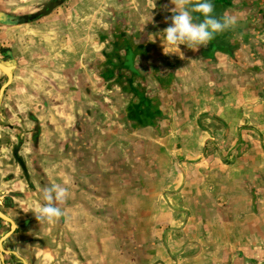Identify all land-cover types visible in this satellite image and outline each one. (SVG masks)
<instances>
[{"label":"crops","instance_id":"crops-1","mask_svg":"<svg viewBox=\"0 0 264 264\" xmlns=\"http://www.w3.org/2000/svg\"><path fill=\"white\" fill-rule=\"evenodd\" d=\"M102 2L100 55L21 45L0 94V264H264V0H211L237 24L182 56L170 0Z\"/></svg>","mask_w":264,"mask_h":264},{"label":"rangeland","instance_id":"rangeland-1","mask_svg":"<svg viewBox=\"0 0 264 264\" xmlns=\"http://www.w3.org/2000/svg\"><path fill=\"white\" fill-rule=\"evenodd\" d=\"M98 1L99 0L79 1L81 4L82 2H88L90 5L83 11V14L88 16L83 15L84 21H78L77 23L79 27L78 30L83 32L82 36H74L75 32L73 31L72 19H74V13L82 10L83 6L78 9L80 3L74 5L75 3L72 0H64L60 6L50 12L47 17L40 18L28 26H18L9 29L5 25L0 24V48H9L10 51H14L12 59L0 56V61L6 64L11 63V61L17 62V66H19V63L24 61V59L19 57V48L21 45H29L31 51H37L40 50L41 47L51 48L56 46V48L59 49L64 46L76 44L78 46L82 45V47L87 46V48L94 51L97 49L95 54H97V56L100 55L101 51L96 40V35L105 34L107 31L115 29L117 25L116 21L108 25L105 24L108 22H104V19L101 18L105 12V4L102 2V4L98 5ZM12 2L14 4L11 7ZM48 2L49 0H0V12L6 14V12L13 11L19 16L38 14L44 10V6H46ZM6 3L7 9L5 8ZM48 36H54V40L52 39L53 41L48 42ZM80 56H78V60ZM32 60L35 61L36 58H32ZM96 66H98V61H92L91 67ZM0 82L3 83V81Z\"/></svg>","mask_w":264,"mask_h":264},{"label":"clouds","instance_id":"clouds-1","mask_svg":"<svg viewBox=\"0 0 264 264\" xmlns=\"http://www.w3.org/2000/svg\"><path fill=\"white\" fill-rule=\"evenodd\" d=\"M170 2L175 6L172 10L175 14L170 17V25L163 30V33L167 44L175 46V48L168 53L174 52L182 56L179 45H186L192 50H197L199 46L207 45L213 39L214 34L237 24L236 16L230 15L222 18L214 16V5L211 0H196L194 5L191 0H170ZM153 7H155V3ZM194 12L201 13L204 18L196 22L192 15ZM68 197V188L59 183L43 187L42 199L44 202L36 208V220H46L49 223L59 221L63 216V211L58 205L65 203ZM8 251L15 253L14 249ZM2 260L3 257L0 256V262Z\"/></svg>","mask_w":264,"mask_h":264},{"label":"flooded vegetation","instance_id":"flooded-vegetation-1","mask_svg":"<svg viewBox=\"0 0 264 264\" xmlns=\"http://www.w3.org/2000/svg\"><path fill=\"white\" fill-rule=\"evenodd\" d=\"M63 1L64 0H49V2L46 4V6H44V10H42V12L38 13V14H32V15L26 14V15L19 16V15L15 14V12H13V13L12 12H6V14H2L0 12V19L1 18L5 19V23L0 22V24L5 25L9 29L15 28L18 26H28V25L32 24L33 22L39 20L40 18L47 17L50 14V12H52L55 8H58ZM115 41H116V38H115V40H113L111 42L113 43ZM118 43L121 44L120 40L118 41ZM0 56L3 58L7 57V58L12 59L13 58L12 50L10 51L9 48H6V49L0 48ZM0 65L5 67V68H9L10 75H11L10 80H8L7 74L2 71V68H0V81H3V83L0 82V91H1L2 87H4L6 84H8L4 88V90L2 92H0V94H2L5 92V90H7L8 86L10 85V82L12 81L13 72L15 71L16 68H14L15 65H14L13 61H11V63H8V64L0 61ZM0 205H1V203H0Z\"/></svg>","mask_w":264,"mask_h":264},{"label":"water","instance_id":"water-1","mask_svg":"<svg viewBox=\"0 0 264 264\" xmlns=\"http://www.w3.org/2000/svg\"><path fill=\"white\" fill-rule=\"evenodd\" d=\"M32 18H33V17H32ZM32 18H31V19H32ZM20 19H21V18H20ZM31 19H30V20H31ZM0 22L5 23V19H4V18H1V19H0ZM0 68H2L1 65H0ZM7 76H8V80H10L11 75L8 74ZM7 85H8V84H6L4 87H2L0 92H2V91L4 90V88H5Z\"/></svg>","mask_w":264,"mask_h":264},{"label":"bare ground","instance_id":"bare-ground-1","mask_svg":"<svg viewBox=\"0 0 264 264\" xmlns=\"http://www.w3.org/2000/svg\"><path fill=\"white\" fill-rule=\"evenodd\" d=\"M6 69H7V70H6ZM6 69L2 67V70H3L6 74H10V72H9L10 70H9L8 68H6Z\"/></svg>","mask_w":264,"mask_h":264}]
</instances>
